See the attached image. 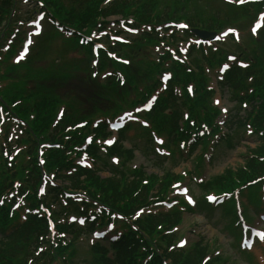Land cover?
Instances as JSON below:
<instances>
[{"label": "trees", "instance_id": "1", "mask_svg": "<svg viewBox=\"0 0 264 264\" xmlns=\"http://www.w3.org/2000/svg\"><path fill=\"white\" fill-rule=\"evenodd\" d=\"M74 3L76 8L72 11L70 16H68L67 21L70 24L82 27L86 24H91L95 16L106 17L111 14H128L130 8L135 6V13L137 17L143 22L149 20L154 7L159 5H165L163 11L155 16L157 22L174 18L175 15L183 14V10L189 11L186 15V20L190 24L205 23V17L209 16V11L212 9L211 2L209 0H182L183 4H178L172 7V0H160L157 3L154 0H115L111 2L106 8H104L99 13H96L97 5L101 0H69ZM175 1V0H174ZM160 3V4H159ZM163 3V4H162ZM10 5V0H0V14L7 12ZM56 5V4H54ZM1 16V15H0ZM154 16V15H153ZM139 46H135L134 50L130 49V53L137 54ZM39 51V50H38ZM254 66V65H253ZM247 70L245 73L239 72L238 69H234V72L229 74L227 82L236 89V86L240 84V80L246 79L249 75L253 76L255 92L252 96H259L264 100V49L263 55L257 61V67L255 69ZM136 74L131 75L132 81H141L144 78L142 70L137 69ZM236 76V78L234 77ZM130 81L129 87L133 82ZM43 86L35 87L34 91L29 94V96L23 97L24 101L18 104L14 108L16 114L20 117L26 118L29 113H35V120L33 123V128L35 131L39 130L44 133L45 127L47 126L49 118L53 114V110L56 106V100L53 96L42 95L45 94ZM127 85L120 90H125ZM261 94V95H260ZM18 94L13 93L7 96V103L10 104ZM91 95L95 96L93 101L95 104L101 102H107L109 104H114L116 98H119V93L115 88H112L107 93L91 92ZM90 95V96H91ZM204 101V100H203ZM205 102V101H204ZM82 103V101H80ZM201 101H197L195 107H197ZM86 106L83 105H73L69 108L65 115V119L59 125V128L64 129L66 124L70 125L77 120L83 119L87 112H85ZM96 109V108H95ZM253 109V107H252ZM160 110V109H158ZM156 111V110H155ZM254 112V111H253ZM257 114L254 115L253 122L257 130L264 129V103H260L256 109ZM160 120L157 122V126H162L163 129H169L173 126L171 119H167L165 115L158 112ZM177 116V115H176ZM253 116V115H252ZM87 117V116H86ZM164 121V125H163ZM241 121L234 117L231 125L238 126ZM42 125L43 128H42ZM103 127H100L101 130ZM57 129V130H58ZM264 131V130H263ZM101 132V131H99ZM102 133V132H101ZM179 135V133H178ZM53 137L52 134H48V138ZM82 138V134H77L76 132L71 134L69 141L65 142V149L70 147L71 143H77ZM60 141L63 142V137H58ZM234 136L230 137L226 146L230 148L233 143ZM95 146V145H94ZM94 146H91L94 148ZM113 153H118L120 150L119 145H116L112 149ZM256 159H245L247 169L249 172L236 168L226 169L222 174L212 177L210 183H215L220 189H229L235 186L234 179H238L239 182H244L247 178H250V172L253 174H259L264 169V163L257 160L258 156H264V135L257 142L255 148L251 151ZM70 161L67 160L64 150H51L49 151L46 158V167L48 169H56L60 167L67 168L70 165ZM32 168L29 169L26 174L23 171L24 178L22 179L24 183H28L31 178L38 176L40 170L36 163H31ZM61 169V168H60ZM7 173V172H6ZM234 177V178H233ZM144 178L143 171H136L132 179H125L121 171H114L108 178H101L95 171L91 170H80L70 176H66L64 179H68L70 187L87 189L89 195L97 199L99 202L107 205L112 210H119L125 214H130L133 210L135 204H141L145 200L146 186H141V189L135 201H131L129 198L134 190L140 186V179ZM156 179V175L151 177L150 188ZM30 183V182H29ZM28 183V184H29ZM82 183H84L82 185ZM122 186V187H121ZM121 187V189H119ZM0 185V191H1ZM57 192V189H54ZM77 207L74 210L77 211ZM179 215L177 213H172L170 215L164 216H150L145 220H139V234L135 235L134 232L129 231L124 237L115 245L112 246L114 250V258L112 260L104 257V250L99 248L95 249L97 253L96 262L98 264H142L141 260L144 258L145 254L149 251L150 245L152 243L151 235L158 225L168 224L170 225L178 219ZM11 220L8 218L6 212L0 213V229L1 231H6V228ZM46 226L43 219L30 218L23 225H12L7 234H4L0 239V264H26L29 255H33L34 247L40 243L43 239V235L46 232ZM74 231V229L72 230ZM77 234V231L74 233ZM142 251H141V250ZM207 250V244L201 240L193 250L184 258L185 264H196L195 258H200L202 254ZM46 255L45 253L42 256ZM172 257V263H178L180 261V253L173 252L169 254ZM41 258V257H40ZM38 258L36 261L40 260ZM52 260L48 259L47 264ZM153 262L159 264V257L154 256ZM33 264H36L34 262ZM215 264V263H212Z\"/></svg>", "mask_w": 264, "mask_h": 264}, {"label": "rangeland", "instance_id": "2", "mask_svg": "<svg viewBox=\"0 0 264 264\" xmlns=\"http://www.w3.org/2000/svg\"><path fill=\"white\" fill-rule=\"evenodd\" d=\"M179 2V0H177ZM33 5V4H32ZM19 8L21 10L20 16H25V12H30L31 14V4L29 2H25L20 0ZM173 6V5H172ZM26 17V16H25ZM110 19H113L111 17ZM246 32V31H245ZM220 98L219 105L223 109L232 108V103L228 101V93L221 91L218 94ZM233 110L231 111V115L233 114ZM236 147L234 149H226L222 144L216 149L212 161L202 168V173L199 175L201 178L207 179L210 176L218 174L222 172L225 168L228 167H236L240 163H242V156L245 154L248 147H253L255 145V140L252 137L245 135V139L240 140V142L236 143ZM136 164H143L148 172L154 171V173L166 174V170H173L176 172H181L183 170H191V162L183 157V159H177L174 163H166L164 164L162 170L159 165L153 162L150 158H142L138 156L137 160H135ZM107 172H103V175H106ZM194 192L197 193V188L193 184ZM198 196V193L196 194ZM215 216L210 220L206 219L202 215L198 214H184L183 223L179 226V230L177 229V233H181L185 239L187 240L188 245L196 239L197 236L202 237L204 240L211 241L216 243L218 247H221L225 253L229 256L232 254V251L229 246V242L231 240L230 235L222 230L221 223H215L216 216H218V212L215 210ZM256 217V216H255ZM84 246H79V254L81 257L85 256ZM258 254L261 251V247L259 246L255 249ZM226 255V256H227ZM230 257V256H229ZM231 258V257H230ZM264 264V258L263 263Z\"/></svg>", "mask_w": 264, "mask_h": 264}, {"label": "snow or ice", "instance_id": "3", "mask_svg": "<svg viewBox=\"0 0 264 264\" xmlns=\"http://www.w3.org/2000/svg\"><path fill=\"white\" fill-rule=\"evenodd\" d=\"M236 2H238V3H243L244 2V0H236ZM228 32H235V29H228L227 30ZM253 32H255V28H253ZM227 33H225V35H226ZM112 141H107V143H111ZM183 191H185V192H187V189H183ZM189 199H191V198H189ZM209 199H215V197H209ZM138 215H139V213H138ZM73 219H75V217H73ZM81 223H83V221H80ZM183 243V242H182Z\"/></svg>", "mask_w": 264, "mask_h": 264}]
</instances>
